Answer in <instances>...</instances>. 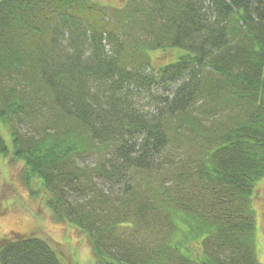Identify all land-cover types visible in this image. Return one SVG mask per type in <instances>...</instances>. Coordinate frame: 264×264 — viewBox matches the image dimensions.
Wrapping results in <instances>:
<instances>
[{
    "label": "trees",
    "instance_id": "1",
    "mask_svg": "<svg viewBox=\"0 0 264 264\" xmlns=\"http://www.w3.org/2000/svg\"><path fill=\"white\" fill-rule=\"evenodd\" d=\"M0 123L93 264H261L264 0H0ZM0 264L65 263L18 236Z\"/></svg>",
    "mask_w": 264,
    "mask_h": 264
},
{
    "label": "rangeland",
    "instance_id": "2",
    "mask_svg": "<svg viewBox=\"0 0 264 264\" xmlns=\"http://www.w3.org/2000/svg\"><path fill=\"white\" fill-rule=\"evenodd\" d=\"M91 1L110 10L123 8L127 3V0ZM151 58L155 66H160L171 58V54L153 52ZM137 104L146 112L153 111L152 102L145 93H140ZM0 135L9 143L7 128L1 123ZM22 168L21 162L11 159L10 152L0 157V240L34 236L47 241L65 264H93L94 256L87 236L74 226L52 218L40 183L33 179L26 184ZM254 194L256 258L264 264V178L257 182Z\"/></svg>",
    "mask_w": 264,
    "mask_h": 264
},
{
    "label": "water",
    "instance_id": "3",
    "mask_svg": "<svg viewBox=\"0 0 264 264\" xmlns=\"http://www.w3.org/2000/svg\"><path fill=\"white\" fill-rule=\"evenodd\" d=\"M263 202H264V200H263Z\"/></svg>",
    "mask_w": 264,
    "mask_h": 264
}]
</instances>
